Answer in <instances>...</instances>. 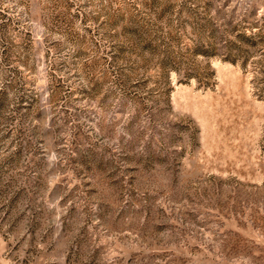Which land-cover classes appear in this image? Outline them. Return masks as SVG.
Returning <instances> with one entry per match:
<instances>
[{"label":"rangeland","instance_id":"374dc122","mask_svg":"<svg viewBox=\"0 0 264 264\" xmlns=\"http://www.w3.org/2000/svg\"><path fill=\"white\" fill-rule=\"evenodd\" d=\"M0 264H264V0H0Z\"/></svg>","mask_w":264,"mask_h":264}]
</instances>
